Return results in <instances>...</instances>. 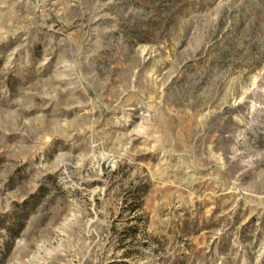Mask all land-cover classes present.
<instances>
[{
	"label": "rangeland",
	"instance_id": "1",
	"mask_svg": "<svg viewBox=\"0 0 264 264\" xmlns=\"http://www.w3.org/2000/svg\"><path fill=\"white\" fill-rule=\"evenodd\" d=\"M0 264H264V0H0Z\"/></svg>",
	"mask_w": 264,
	"mask_h": 264
}]
</instances>
